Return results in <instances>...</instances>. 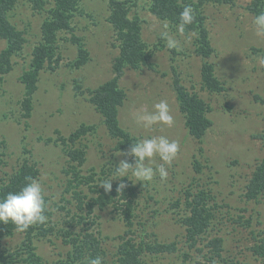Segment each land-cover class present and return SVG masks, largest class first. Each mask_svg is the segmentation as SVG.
<instances>
[{
    "label": "rangeland",
    "instance_id": "rangeland-1",
    "mask_svg": "<svg viewBox=\"0 0 264 264\" xmlns=\"http://www.w3.org/2000/svg\"><path fill=\"white\" fill-rule=\"evenodd\" d=\"M128 1L131 17L141 20L142 37L152 57L139 69L125 67L120 86L127 98L120 107V123L140 139L165 136L180 145L172 165H166V179L157 174L151 182L142 183L128 177L136 186L133 232L129 234H126L128 226L123 213L127 208L125 198L117 205L94 207L91 216L96 222L88 223L85 217L82 224L69 223L73 215L80 218L81 213L87 214V208L80 209L73 190L66 191L71 178L65 170L69 156L66 145L57 139L60 134H71L82 123L96 125L82 138L87 152L82 166L85 175L104 166L114 167L124 159L134 162L131 156L119 155L129 149H114L116 140L109 135L102 114L90 101L89 90L115 75L113 63L120 54L118 32L109 20V0H80V10L72 18L73 30L59 33L60 59L58 63L53 61L56 68L46 66L40 73L29 118L22 114L25 84L21 75L30 67L32 51L41 40V24L48 12L36 11L28 0H19L11 10V20L26 30L28 41L13 56V69L0 79V153L3 156L0 177L16 171L25 160L40 168L38 181L44 195L49 197L50 224L54 229L46 237L35 238L37 251L49 262L65 258L71 246L63 242V227L76 233L90 228L103 238V247L108 251L118 248L123 235L138 241L177 243L178 250L174 253H148L145 264H264V257L255 256L250 249L255 243L252 230L259 233L264 230V192L257 200L245 196L254 171L264 159V137L257 136L264 133V38L255 35L253 20L257 14L248 8L254 0H233L232 3L210 0L202 6L216 50L210 58L197 53V31L180 34L178 24L153 13L152 0ZM52 2L48 0V6ZM165 22L167 30L163 27ZM165 31L179 42L176 49L167 48L162 36ZM74 35L81 38L90 52L88 62L80 67L73 64L79 53ZM6 44L0 38V51ZM205 60L214 64L216 75L224 84L223 90L213 91L203 86ZM176 75L188 91L200 95L209 107L208 116L213 123L202 139L190 133L186 116L180 110L174 84ZM78 80L83 92L77 93L74 86ZM161 100L169 105L173 126L146 128L137 121V109L144 106L152 111ZM161 163L156 157L151 166L156 168ZM109 173L113 178L112 168ZM82 187L90 195H98L90 190V184ZM199 188L212 189L218 207L213 224L197 246L192 247L186 239V226L181 222L190 213L184 192ZM214 235L224 238L226 256L225 260L217 259L213 263L208 259L211 253L206 243ZM23 238L24 234L17 231L13 236L1 238L0 248L16 251ZM186 252L188 258L184 260Z\"/></svg>",
    "mask_w": 264,
    "mask_h": 264
},
{
    "label": "trees",
    "instance_id": "trees-1",
    "mask_svg": "<svg viewBox=\"0 0 264 264\" xmlns=\"http://www.w3.org/2000/svg\"><path fill=\"white\" fill-rule=\"evenodd\" d=\"M33 8L38 12L47 11L43 23L41 24V40L33 48V58L30 67L21 75V80L25 84V98L22 101L23 117L29 118L33 111V97L38 89V82L41 71L46 66L56 68L53 61L59 62V33L63 30H73L72 18L80 10V0H53L48 6V0H28ZM210 0H152V11L159 18L169 20L174 24H179V14L185 5H191L196 13L193 24L186 26V32L197 31V53L204 58H210L215 53V47L210 38V31L205 23L206 17L202 6ZM217 2L232 3L233 0H214ZM19 0H0V38L7 41L6 47L0 51V79L4 74L13 69V56L21 52L28 41L26 30L18 28L11 20V10L15 8ZM251 12L260 14L264 10V0H254L248 7ZM109 20L117 30V37L120 41V54L113 63L115 75L101 83L97 88L89 90L90 101L95 104L98 111L103 116V121L107 127L109 135L116 140L114 149L116 151L130 149L132 143H136L140 138L133 135L124 128L119 119L120 107L124 104L127 93L120 86V79L124 75L125 67L130 66L139 69L150 62L152 57L147 43L141 33V20L139 17L132 18L128 0H109ZM73 40L79 44V53L74 61L75 66H82L89 60V49L81 41L80 37L73 36ZM178 73L177 71H175ZM203 86L209 90H223L224 84L215 72L212 62L205 60L202 68ZM175 89L178 94L180 110L186 116V124L191 134L202 139L213 123L208 116V105L206 101L196 92H190L184 86L179 75L174 80ZM75 91L83 92L82 84L76 81ZM96 125L82 123L69 135L60 134L57 139L66 145V153L69 156L66 172L70 173L66 191L73 190L72 194L78 199L77 206L85 210L87 214L81 213L80 218L72 216L69 223L75 221L82 224L86 221L96 222L91 213L94 207L100 209L113 204L121 203V199H127V208L124 209V218L127 219L126 234L132 233L134 197L136 196V186L133 181L125 178L127 187L123 192H117V186L121 181L113 180L111 193H106L99 186L100 181L111 178V168L102 167L100 171H93L92 174H82V166L86 161V148L82 144V138L90 130H94ZM57 132H60L57 130ZM264 137V133L257 134ZM51 139V138H50ZM2 143V142H1ZM0 163H3V156L0 153ZM117 165V164H116ZM115 165V166H116ZM16 171L0 177V198L6 197L9 192H18L26 183V177L36 180L40 177V168L29 160H25L16 167ZM91 181L94 183L91 184ZM90 184V190L98 195H90L82 187ZM79 188V190L77 189ZM264 192V159L258 164L250 182L247 185L245 196L249 200H257ZM186 204L190 213L182 218L181 222L186 226V239L191 242L192 247L197 246L201 236L207 232L216 218V208L213 190L210 188H199L196 191L190 189L184 192ZM70 199H68L69 201ZM47 205L46 215L48 220L45 224H37L22 232L24 238L20 249L10 251L0 248V264H88L90 259L97 256L103 259V264H145V257L148 253H174L178 250L176 242L159 241H138L134 237L126 238L123 235L121 243L115 251H108L104 248L103 238L95 232L88 230L76 233L69 227H63V242L69 244L71 248L65 258H59L49 262L38 251L35 238L46 237L54 229L50 224L52 211L48 206L49 197L45 195ZM89 213V214H88ZM97 217V216H95ZM222 230V224L219 226ZM253 231L255 243L250 246L252 253L257 257H264V230ZM255 231V232H254ZM17 232L16 226L12 223L8 225L0 223V239L6 236H13ZM1 244V243H0ZM210 248L209 260L213 263L218 260H225L224 238L214 235L206 243ZM188 258V253L183 259ZM246 264V263H244ZM249 264V263H247Z\"/></svg>",
    "mask_w": 264,
    "mask_h": 264
},
{
    "label": "clouds",
    "instance_id": "clouds-1",
    "mask_svg": "<svg viewBox=\"0 0 264 264\" xmlns=\"http://www.w3.org/2000/svg\"><path fill=\"white\" fill-rule=\"evenodd\" d=\"M195 18L194 8L191 5H185L179 14L178 32L183 35L186 26L193 24ZM253 26L255 35L258 38H264V12L255 16ZM163 27L167 30L168 24L165 22ZM162 36L166 39L168 49H176L178 47L179 42L169 36L167 31L162 33ZM153 109L149 111L146 107L141 106L135 112L137 121L143 123L146 128L154 125L173 126L174 117L171 115L167 101L161 100L153 106ZM179 151V143L170 141L165 136L140 139L136 143H132L127 153L119 154L133 157L134 162H129L127 159L121 160L114 166L113 178L100 181L99 186L106 193H111L113 180H120L121 182L116 190L121 193L127 187L124 182L125 178L132 181L128 179L129 176L142 183L151 182L157 174L161 179H166L168 167L172 165ZM156 157L162 163L154 168L151 164ZM115 177H120L121 179H116ZM25 179V185L18 192H9L6 197L0 198V223L6 225L12 223L16 226L18 232H24L37 224H45L48 220V216L45 214L47 205L41 182L32 177H26ZM88 264H103V259L97 256L90 259Z\"/></svg>",
    "mask_w": 264,
    "mask_h": 264
}]
</instances>
